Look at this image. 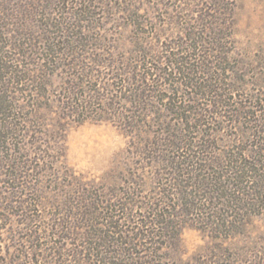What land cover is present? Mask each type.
Instances as JSON below:
<instances>
[{
    "label": "rangeland",
    "instance_id": "374dc122",
    "mask_svg": "<svg viewBox=\"0 0 264 264\" xmlns=\"http://www.w3.org/2000/svg\"><path fill=\"white\" fill-rule=\"evenodd\" d=\"M116 240L264 264V0H0V264Z\"/></svg>",
    "mask_w": 264,
    "mask_h": 264
},
{
    "label": "trees",
    "instance_id": "16d2710c",
    "mask_svg": "<svg viewBox=\"0 0 264 264\" xmlns=\"http://www.w3.org/2000/svg\"><path fill=\"white\" fill-rule=\"evenodd\" d=\"M185 164H187V161H181L180 163H179V165H182L183 167H185ZM183 175H184V173H183ZM182 193V195H183V192H181ZM117 241V240H116ZM118 242V241H117ZM130 246L131 245V243L129 242V244L127 243V242H121V243H117V245H116V247H118L119 248V251H118V253H117V256H119V257H121V261H123V263H125V264H142V262L141 261H134L133 260V258H131V259H129V257H127L126 259H124L125 257H126V250H128L129 251V254L130 255H132L133 254V250L137 247L138 248V246H130L128 249H126L125 248V246ZM102 247H104V246H102ZM106 248V247H105ZM107 254V253H106ZM114 258V256L112 257V259ZM123 258V259H122ZM115 259H116V257H115ZM113 264H116L115 262L113 263ZM119 264V263H118ZM143 264H150L149 262H144Z\"/></svg>",
    "mask_w": 264,
    "mask_h": 264
}]
</instances>
